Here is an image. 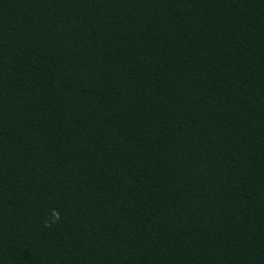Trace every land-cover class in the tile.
Masks as SVG:
<instances>
[{
	"label": "trees",
	"instance_id": "trees-1",
	"mask_svg": "<svg viewBox=\"0 0 264 264\" xmlns=\"http://www.w3.org/2000/svg\"><path fill=\"white\" fill-rule=\"evenodd\" d=\"M0 264H264V0H0Z\"/></svg>",
	"mask_w": 264,
	"mask_h": 264
},
{
	"label": "clouds",
	"instance_id": "clouds-1",
	"mask_svg": "<svg viewBox=\"0 0 264 264\" xmlns=\"http://www.w3.org/2000/svg\"><path fill=\"white\" fill-rule=\"evenodd\" d=\"M61 219V214L59 211L53 209L50 213L43 219V224L45 227H51L52 225L59 222Z\"/></svg>",
	"mask_w": 264,
	"mask_h": 264
}]
</instances>
